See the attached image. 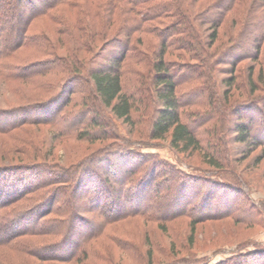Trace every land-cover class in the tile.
I'll return each mask as SVG.
<instances>
[{"label": "trees", "instance_id": "trees-1", "mask_svg": "<svg viewBox=\"0 0 264 264\" xmlns=\"http://www.w3.org/2000/svg\"><path fill=\"white\" fill-rule=\"evenodd\" d=\"M255 1L0 0V98L8 96V104L0 105V137L7 141L0 142V255L18 260L0 264L82 262L107 226L135 217L154 223L187 217L191 233L203 222L230 218L244 224L234 217L239 186L211 172L191 178L166 170L167 164L123 143L106 144L75 166L62 165L51 159L52 148L39 147L36 134L46 128L53 144L58 138L104 142L117 139L114 122H143L150 140L168 139L177 154L198 152L207 165L221 169L223 157L204 152L196 122L183 111L192 103L179 90L198 79L209 87L210 76L186 77L167 58L183 50L211 71L208 50L224 18L238 9L246 15ZM38 22L43 27L36 31ZM249 37L257 60L259 38ZM20 53L33 59L20 63ZM228 81L221 82L231 86ZM235 129L239 143L264 149L263 130L259 137L252 125ZM170 171L176 174L163 186L157 179ZM163 190L170 196L161 197ZM16 204L23 207L10 208ZM41 238L56 240H25ZM116 243L123 250L129 246Z\"/></svg>", "mask_w": 264, "mask_h": 264}, {"label": "rangeland", "instance_id": "rangeland-1", "mask_svg": "<svg viewBox=\"0 0 264 264\" xmlns=\"http://www.w3.org/2000/svg\"><path fill=\"white\" fill-rule=\"evenodd\" d=\"M253 4H256L255 10L248 9L246 15L238 9V12H232L224 18L217 30V41L208 50L211 56L210 66L213 68L211 71L210 67L206 68L183 50L174 53L178 57L167 58L179 64L186 77L194 72L210 76L209 87L201 85V80L198 79L183 84L179 90L192 103L183 111L188 113L190 120L196 122V130L205 144L204 152L209 154L207 156L223 157L221 169L207 165L198 152L177 154L168 146V139L150 140L147 124L143 122L133 127L114 122L117 139L113 137L104 142L89 143L73 138H58L53 144L52 136H45L48 133L46 128H41L36 134L39 136L36 141L41 139L39 147L43 151L52 148L51 159L62 165L75 166L81 159L85 160L106 144L123 143L167 164L166 170H179L188 176L211 172L221 180L226 179L232 187L233 183L239 186L242 194L237 198L238 209L234 211V217L244 224L234 223L230 218L203 222L196 224L191 233L187 217L161 223L151 222L147 216L145 219L135 217L107 226L101 236L89 242L87 258L72 264H168L180 260L201 264H259L256 257L264 248V149L260 146L253 147V144L239 143L234 133L235 128L242 124L252 125L259 137L260 130L264 131V117L260 114V110L264 108V103H260V98L264 97V1L256 0ZM34 27L37 31L39 27H43V23L38 22ZM209 33H204L205 44L208 45L211 40ZM251 34L255 39L259 38L256 41V44H260V56L257 60L254 59L257 53L253 46L254 39L249 37ZM222 41L223 44H220ZM111 48L105 49L102 60L113 51ZM32 59L31 55L21 53L17 58L20 63ZM127 77L123 76V79L126 80ZM223 79H228L231 86L221 82ZM217 95L219 99H212ZM7 99L6 95L0 98V105L8 104ZM0 142L7 141L5 137H0ZM24 150L31 151L28 148ZM170 172L157 179L163 186H167L172 175L176 174ZM170 194L166 190L160 193L161 197H169ZM22 207L23 205L16 204L10 208L19 210ZM94 220L101 223L98 216ZM25 240L49 244L56 238L51 241L45 238ZM116 241H123L122 245L127 242L129 246L123 250ZM7 257L9 258L0 255V260L5 262L13 259L18 262L12 255ZM33 264L39 263L34 261ZM260 264H264V259H260Z\"/></svg>", "mask_w": 264, "mask_h": 264}]
</instances>
